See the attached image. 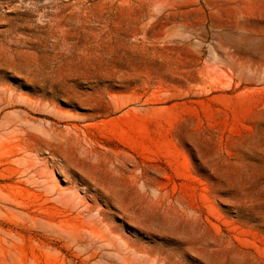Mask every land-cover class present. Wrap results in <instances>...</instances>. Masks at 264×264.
Here are the masks:
<instances>
[{
	"label": "rangeland",
	"instance_id": "374dc122",
	"mask_svg": "<svg viewBox=\"0 0 264 264\" xmlns=\"http://www.w3.org/2000/svg\"><path fill=\"white\" fill-rule=\"evenodd\" d=\"M50 127L0 264H264V0H0V153Z\"/></svg>",
	"mask_w": 264,
	"mask_h": 264
},
{
	"label": "bare ground",
	"instance_id": "6f19581e",
	"mask_svg": "<svg viewBox=\"0 0 264 264\" xmlns=\"http://www.w3.org/2000/svg\"><path fill=\"white\" fill-rule=\"evenodd\" d=\"M20 123L17 126H21L22 124ZM61 134H62V131L56 128H53V127L45 129V131H42L41 134L34 133L28 130L25 131L24 137L17 141L18 143L17 145L12 146L8 150L0 153V159L10 158L13 156H18V155L23 156V159H16V160L9 161L3 164V165H7V167L0 171V180L1 181H11L14 178V175L16 173H20L21 177L22 176L25 177L28 174H30L33 170H36V168L40 164L38 162L39 154L41 151L40 143L42 147H44V149L46 150V153L47 152L54 153L56 150L64 149L63 145L65 144L66 141L65 139L63 141L60 138ZM36 141H38L39 143H37ZM62 157H63V160H68L69 155H67V153L65 152L62 155ZM33 176H36L35 172ZM33 176H30V178L33 179L34 178ZM24 183H27V184L29 183V185L31 184L36 187L42 186V182H38L37 180L30 181V179L28 178L24 180ZM5 189H6L5 191L0 189V212L5 211L7 214H9L12 217L23 219L21 221L23 223H27V222L31 224L41 223L43 225L45 224L48 227H52L50 222H47L46 220L43 222V220L48 219L49 221L55 222L57 217L54 214L50 212L46 213L45 210H40L39 212L40 218H38V216L33 215V211L31 210L32 206H34L35 203L31 205L28 202L23 203L22 201H18V193L10 191L11 189L10 186L5 187ZM46 193L45 194L40 193V197L46 198L47 197ZM57 202L58 204H61L59 200H57ZM44 204L45 203H41L37 206L42 207ZM62 224H60V226ZM73 238L75 240L79 239V237L77 236H74Z\"/></svg>",
	"mask_w": 264,
	"mask_h": 264
}]
</instances>
